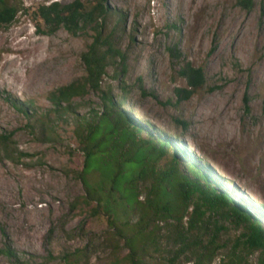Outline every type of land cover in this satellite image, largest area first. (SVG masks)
Listing matches in <instances>:
<instances>
[{"label": "rangeland", "instance_id": "obj_1", "mask_svg": "<svg viewBox=\"0 0 264 264\" xmlns=\"http://www.w3.org/2000/svg\"><path fill=\"white\" fill-rule=\"evenodd\" d=\"M7 1L19 12L0 27V134L13 141L10 157L0 154V264H68L66 256L72 264H112L129 252L112 249L110 219L137 217L108 179L96 170L86 176L105 210L93 208L95 198L73 206L87 195L77 118L102 113L110 88L116 101L126 95L112 118L120 112L142 139L170 141L178 163L196 157L235 202L264 216V0H108L104 35L124 58L108 66L101 90L76 97L75 112L62 118L48 95L86 74L82 55L95 32L49 33L37 15L41 5L74 0ZM187 63L205 70L206 83L183 99L176 90L188 88L180 74ZM221 223L229 247L245 228L227 217ZM226 250L209 264H221ZM241 254L244 264H257L260 250Z\"/></svg>", "mask_w": 264, "mask_h": 264}, {"label": "trees", "instance_id": "obj_2", "mask_svg": "<svg viewBox=\"0 0 264 264\" xmlns=\"http://www.w3.org/2000/svg\"><path fill=\"white\" fill-rule=\"evenodd\" d=\"M107 1H53L37 9V15L49 33L61 27L72 35L87 29L95 32L94 41L82 55L86 74L48 95L53 106L50 111L57 117L75 112L76 97L84 96L90 90H101L108 66L115 63L116 57L124 58L112 38L104 35L105 21L112 15ZM18 12L19 8L7 0H0V27L12 24ZM180 74L188 86L176 90L180 98L189 99L206 83L205 70L191 63L185 64ZM115 76H119L117 69ZM111 94L110 88L103 95V112L95 113L93 120L85 115L77 118L86 154L80 177L86 185L87 195L80 197L73 206L79 202L89 205L95 198L97 205L93 208L105 210L98 188L86 180L87 174L96 170L110 181L111 192L118 193L134 212L135 222L117 224L113 217L110 219L114 226L109 238L112 249L118 253L119 247L129 250L112 264H175L176 259L182 258L195 260L196 264H209L224 248L227 250L221 264H244L242 248L260 250L257 264H264V216L235 202L232 192L225 190L228 184L217 181V175L211 170L209 174L196 157L178 163L177 152L170 141L142 139L140 131L129 125L127 117L120 112L112 118L126 95L116 101ZM29 116L32 119L37 114ZM12 143V135L0 134V154L10 157ZM167 156L172 157L171 160L165 166L159 165ZM140 189L146 196L144 200L140 198ZM191 207L193 210L189 212ZM226 217L245 228L229 247L221 239L224 229L221 221ZM4 252L12 255L8 249ZM169 253L174 260L166 256ZM77 256L87 257V252L78 250ZM64 259L72 264L68 256Z\"/></svg>", "mask_w": 264, "mask_h": 264}]
</instances>
